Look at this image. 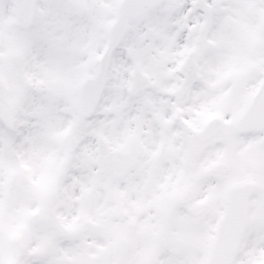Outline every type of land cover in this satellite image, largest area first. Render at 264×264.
<instances>
[{
  "label": "snow or ice",
  "instance_id": "6c2138e0",
  "mask_svg": "<svg viewBox=\"0 0 264 264\" xmlns=\"http://www.w3.org/2000/svg\"><path fill=\"white\" fill-rule=\"evenodd\" d=\"M0 264H264V0H0Z\"/></svg>",
  "mask_w": 264,
  "mask_h": 264
}]
</instances>
